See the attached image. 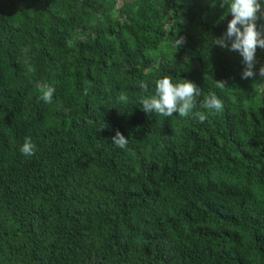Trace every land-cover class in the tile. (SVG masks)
<instances>
[{
	"label": "trees",
	"instance_id": "obj_1",
	"mask_svg": "<svg viewBox=\"0 0 264 264\" xmlns=\"http://www.w3.org/2000/svg\"><path fill=\"white\" fill-rule=\"evenodd\" d=\"M212 5L0 0V264H264V49L242 79ZM166 74L222 110L145 113Z\"/></svg>",
	"mask_w": 264,
	"mask_h": 264
},
{
	"label": "clouds",
	"instance_id": "obj_2",
	"mask_svg": "<svg viewBox=\"0 0 264 264\" xmlns=\"http://www.w3.org/2000/svg\"><path fill=\"white\" fill-rule=\"evenodd\" d=\"M217 2L221 8H227L228 15L230 14L232 19L228 22L226 32L220 37L213 38V45L238 52L244 64L241 78H255L256 51L257 48L264 49V26H261L260 29L257 26V21L264 18V0H213L212 6L215 7ZM183 43V37L174 40L176 48ZM259 76L264 77V66L260 67ZM216 82L221 87L225 86L223 81ZM36 87L42 90L40 99L51 104L55 88L40 83H37ZM139 87L147 91L148 85L146 82L140 81ZM86 92L87 89H85ZM201 94V89L195 83L188 80L173 83L171 76L166 74L163 78L155 81L154 94L141 97L140 104L145 113L164 117H171L174 114L187 117L197 106L209 110H222L223 101L214 93H209L202 101L199 100ZM128 99V96L124 93H121L118 97V100L123 103H127ZM196 115L201 123L207 118L206 115L200 112ZM112 143L123 149L128 143V138H125L117 130L112 138ZM20 151L25 156L35 154L36 146L30 136L25 137Z\"/></svg>",
	"mask_w": 264,
	"mask_h": 264
}]
</instances>
